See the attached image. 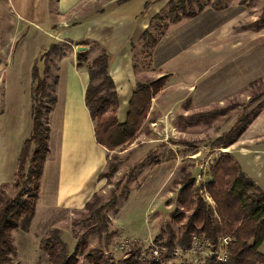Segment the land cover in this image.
Listing matches in <instances>:
<instances>
[{"label":"rangeland","instance_id":"1","mask_svg":"<svg viewBox=\"0 0 264 264\" xmlns=\"http://www.w3.org/2000/svg\"><path fill=\"white\" fill-rule=\"evenodd\" d=\"M169 1L165 0L161 11L152 18V24L148 26L150 33L156 34V29L162 30L167 23H170V29L189 19L174 23L176 16L170 15ZM200 1L206 8L196 16L206 11L204 14L210 15L212 24L207 26L206 37L198 42L203 47L189 50V57L192 61L190 69L196 74L193 88L206 95L202 93L193 98V93L185 98L187 91L176 87L170 89L169 96H164L162 91L161 107L157 106L159 99L156 105L151 101L135 141L126 148L108 151V162L117 167L112 172L109 164L103 170L107 175L102 179V187L92 196L90 209L67 211L63 208L57 212L47 211L44 215L38 213L28 232L14 231L17 264H49L42 249V239L56 226L61 229L71 251L77 242L76 235L85 232L89 248H93L99 241L104 242L96 228L103 229L108 221L113 238L109 251L115 258H122L126 251L135 247L142 250V256L148 250H158L162 264H201L213 252L202 238L190 249L177 248L169 257L167 248L159 247L170 234L181 236L182 226L193 212L195 205L184 208L179 201L186 178L192 181L194 177L192 188L202 201L215 206L206 185L212 180V169L218 159L231 154L245 173L264 189V0ZM101 3V0L80 2L86 4L85 9ZM187 7V11L190 10ZM193 8L197 10L199 4L194 2ZM211 11L220 15L216 17ZM178 12L182 14L181 8ZM63 15L65 19L68 17L59 11L58 0H41L35 16L32 11L31 24L28 17L18 18L9 2H0L1 177L7 178L6 159L12 161L15 158L14 151L21 135L28 130L27 90L32 66L37 64L42 76L48 71V95H56L57 82L55 87L53 85L59 66L73 53L71 41L68 44L54 37L55 30L61 28ZM74 20L69 19L66 23L71 25ZM45 33L50 38L47 41ZM149 41V37L144 36L134 50L138 68L144 71L141 82L164 84L167 77L158 78L152 68L154 48L150 53ZM54 42L57 51L51 53L47 67L43 52ZM76 50H80L79 47ZM95 50L96 53L86 52L88 62L101 53L99 47ZM184 65L181 67L186 68ZM30 85L32 117V77ZM5 101L9 111L12 101L10 112ZM49 103L46 99V104ZM170 106L172 112L162 111ZM238 120L242 122L238 123ZM153 121H156L155 125H152ZM218 137L222 139L215 143ZM15 178L14 173L6 182V193L14 195L22 188L20 185L15 190ZM226 243L223 240L221 247L213 253L227 254ZM261 250L264 252V243Z\"/></svg>","mask_w":264,"mask_h":264},{"label":"trees","instance_id":"2","mask_svg":"<svg viewBox=\"0 0 264 264\" xmlns=\"http://www.w3.org/2000/svg\"><path fill=\"white\" fill-rule=\"evenodd\" d=\"M179 2L175 4L174 0L169 1L170 15L176 16L174 23L194 17L206 8L200 0H179ZM194 2L199 4L197 10L193 8ZM187 6L190 8L188 11ZM179 8L182 14L178 12ZM170 26V23H167L162 30L156 29V34L150 33V28L144 31L142 38L149 37L150 53ZM56 51L57 43L54 42L43 52L47 67L51 53ZM86 52V50H78L77 60L78 65L85 64L88 67L89 83L85 101L94 122L96 140L109 152L117 147L126 148L135 141L140 132L153 94L162 89L166 82L160 85H157L159 81L148 85L139 83L131 99L127 119L122 122L117 116L119 98L109 72L110 54L102 48L101 53L88 62L89 57ZM32 75L34 81L32 129L21 147L14 184L15 190L20 185L22 188L14 195L6 193L7 183L2 184L0 188V264H17L18 252L13 234L14 231L28 232L30 230L39 199L44 164L51 151L50 118L57 96L55 93L48 95V71L42 76L39 67L35 64ZM57 79L58 75L55 76L53 87ZM46 99L50 100L48 105ZM239 122L242 121L238 120ZM221 139L222 137H218L215 143L220 142ZM109 164L108 162L107 167ZM110 167V170L114 172L117 166L110 164ZM106 175L102 171L98 178L103 179ZM186 180L185 186L180 191L179 201L184 208L195 206L188 222L182 226L181 236L170 234L166 241L159 244L161 249L167 248V257L177 248L190 249L193 243L201 238L211 251L215 252L221 247L224 238L229 237L225 260L221 259L218 253L212 252L201 264H264V252L261 250L264 243V189L245 173L231 154L218 159L212 169V180L206 185L216 203L215 206L202 201L196 189L192 188L194 177L192 181L188 178ZM128 195L127 193L125 200ZM90 200L85 205L89 209L91 208ZM109 222H106L107 224L101 230L96 228L98 235L104 239L103 243L99 241L96 246L89 248L87 233L77 234L73 251L63 238L61 229L57 227L50 229L42 239V249L46 254L47 262L49 264L163 263L152 249L142 256V250L135 247L126 251L122 258H115L109 251L113 240Z\"/></svg>","mask_w":264,"mask_h":264},{"label":"crops","instance_id":"3","mask_svg":"<svg viewBox=\"0 0 264 264\" xmlns=\"http://www.w3.org/2000/svg\"><path fill=\"white\" fill-rule=\"evenodd\" d=\"M6 1L16 11L18 18L28 17L32 24V11L35 16L38 2L41 0ZM89 1L100 0H58L59 11L67 14V18L76 20L69 25L66 23L69 19H65L63 15L61 28L53 31L54 37L68 44H71L69 42L71 41L74 50L69 58L61 62L57 74V101L50 118L51 151L44 164L35 215L38 213L44 215L50 210L57 212L63 208L67 211L83 209L104 183L98 175L107 166L109 153L108 149L96 140L94 122L85 101L89 83L88 67L85 64L78 65L76 47L78 49L80 46H85L86 49L83 50L95 53V48L99 47L100 50L104 48L110 54L109 72L119 98L117 116L124 122L128 116L131 99L138 84L142 83L141 79L144 75V71L138 68L134 50L142 39L140 37L142 31L148 28L152 18L166 3L165 0H101V5H90L91 7L86 9L84 8L86 4H80ZM205 12L171 27L155 45L151 57L152 68L158 73V78L164 76L167 77V81L162 89L153 94L154 105L159 99L157 106L161 107L163 97L169 96L172 87L184 88L187 91L185 98L192 96L193 93V98L202 95L203 92H196L193 88L196 74L190 69L192 61L189 50L202 48L203 46L198 45V42L209 33L207 26L208 24L210 26L212 21L210 15H205ZM211 13L216 17L220 15L212 11ZM203 17H208L210 20ZM44 35L46 41L50 39L46 33ZM183 63L186 68L181 67ZM31 77L33 78V75ZM31 77L27 90L30 111L28 130L21 135L17 149L14 151L15 158L12 161L6 159L8 176L7 178L0 176V188L16 173L23 141L30 135L32 128L29 92ZM162 91L166 95L162 96ZM204 93L203 95H206ZM221 95L222 92L219 93L220 97ZM159 96L162 98L160 99ZM194 103H197L196 100ZM5 106H8L7 101ZM172 107L162 111L170 113L173 111ZM11 110L12 101H10ZM7 111L10 112L9 106ZM155 124L156 121H153L152 125Z\"/></svg>","mask_w":264,"mask_h":264},{"label":"built area","instance_id":"4","mask_svg":"<svg viewBox=\"0 0 264 264\" xmlns=\"http://www.w3.org/2000/svg\"><path fill=\"white\" fill-rule=\"evenodd\" d=\"M226 238H229V237H225L224 238V240L227 242L226 243V245L228 244V242H229V240L228 239H226ZM153 252H154V254L157 256V254H158V250H153ZM218 256L221 258V259H226V256H227V254H222L221 252H218Z\"/></svg>","mask_w":264,"mask_h":264},{"label":"water","instance_id":"5","mask_svg":"<svg viewBox=\"0 0 264 264\" xmlns=\"http://www.w3.org/2000/svg\"><path fill=\"white\" fill-rule=\"evenodd\" d=\"M79 49L83 50V49H86V47L85 46H80Z\"/></svg>","mask_w":264,"mask_h":264}]
</instances>
